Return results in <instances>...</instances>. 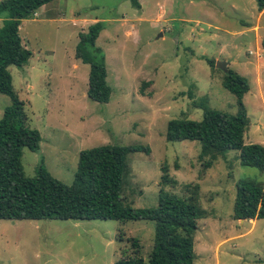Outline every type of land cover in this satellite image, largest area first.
I'll use <instances>...</instances> for the list:
<instances>
[{
    "label": "rangeland",
    "instance_id": "obj_1",
    "mask_svg": "<svg viewBox=\"0 0 264 264\" xmlns=\"http://www.w3.org/2000/svg\"><path fill=\"white\" fill-rule=\"evenodd\" d=\"M96 20L103 28L95 45L111 88L105 103L87 97L88 65L73 55L77 33ZM18 34L31 55L7 70L26 125L40 134L37 151L22 148L25 176L35 174L41 158L53 177L69 184L82 149L147 147L126 154L123 203L153 207L160 190L182 196L196 184L204 215L196 219L192 264H264V218L231 217L235 182L264 181V174L241 165L236 150L205 167L197 141L164 138L169 119L201 118L193 103L236 111L216 67L224 61L249 84L242 96L243 143L264 145V10L255 0H138V6L50 0L20 21ZM8 104L0 93V116ZM152 237L147 220L0 219V264H112L121 251L130 252L132 238L146 259Z\"/></svg>",
    "mask_w": 264,
    "mask_h": 264
},
{
    "label": "trees",
    "instance_id": "obj_2",
    "mask_svg": "<svg viewBox=\"0 0 264 264\" xmlns=\"http://www.w3.org/2000/svg\"><path fill=\"white\" fill-rule=\"evenodd\" d=\"M50 0H0V93L9 99L0 116V219H113L153 222L152 246L146 259L139 255L137 238L130 242V252H120L112 264H192L193 233L196 219L203 217L198 186H186L187 194L177 196L162 190L153 207H132L123 203L121 186L126 172V154L144 151L141 145L101 144L78 152L71 183L53 177L42 159L35 174L27 177L21 165L22 148L37 151L40 134L26 125L23 102L13 90L9 65L26 63L31 52L22 45L20 21ZM256 9L264 10V0H255ZM138 6V0H130ZM103 28L101 21L89 24L77 33L74 57L88 65L86 95L105 103L111 88L106 82L105 59L95 40ZM213 65V60H207ZM221 85L235 98L236 111L227 113L210 108L204 102L193 103L202 109L199 120L172 118L166 122V141L195 140L198 157H207L205 167L226 150H236L239 163L264 174V145L243 143L248 124L242 96L249 89L247 79L227 69ZM165 178V177H164ZM174 182V181H172ZM231 217L264 218V181L239 179Z\"/></svg>",
    "mask_w": 264,
    "mask_h": 264
},
{
    "label": "water",
    "instance_id": "obj_3",
    "mask_svg": "<svg viewBox=\"0 0 264 264\" xmlns=\"http://www.w3.org/2000/svg\"><path fill=\"white\" fill-rule=\"evenodd\" d=\"M226 62L224 61H217L216 67L220 68L223 72H225L227 69L225 67Z\"/></svg>",
    "mask_w": 264,
    "mask_h": 264
},
{
    "label": "crops",
    "instance_id": "obj_4",
    "mask_svg": "<svg viewBox=\"0 0 264 264\" xmlns=\"http://www.w3.org/2000/svg\"><path fill=\"white\" fill-rule=\"evenodd\" d=\"M237 220H239V222L241 223V222H243V221L246 220V219H237Z\"/></svg>",
    "mask_w": 264,
    "mask_h": 264
}]
</instances>
